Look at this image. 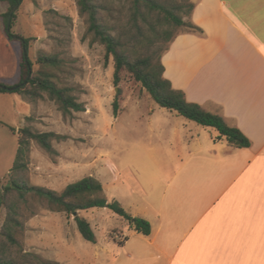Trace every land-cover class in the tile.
Segmentation results:
<instances>
[{"label":"crops","instance_id":"obj_1","mask_svg":"<svg viewBox=\"0 0 264 264\" xmlns=\"http://www.w3.org/2000/svg\"><path fill=\"white\" fill-rule=\"evenodd\" d=\"M191 21L203 34L177 36L162 60L164 77L188 102L238 128L251 146L216 141L215 130L156 106L137 122L140 133L126 122L122 140L140 150L136 166L110 163L108 178L100 166L93 176L110 201L150 222L151 234L121 222L108 242L115 248L97 244L93 260L101 258L99 264H264V0H196ZM20 58L0 18V82H18ZM31 112L20 95L0 93L5 154L10 145L6 172ZM134 129V140L128 139ZM139 163L153 170L146 175L150 186L140 179ZM123 172L134 180H122Z\"/></svg>","mask_w":264,"mask_h":264},{"label":"rangeland","instance_id":"obj_2","mask_svg":"<svg viewBox=\"0 0 264 264\" xmlns=\"http://www.w3.org/2000/svg\"><path fill=\"white\" fill-rule=\"evenodd\" d=\"M76 1L23 0L18 10V23L13 28L15 36L20 35L32 39L29 56L34 62V71L38 70L36 61L40 51L61 54V57L72 63L74 76L68 80L77 88L76 95L79 101L86 106V112L76 113L72 119H64L57 106L45 99L39 102L37 108L34 110L32 108V112L19 129L29 127L36 132H52L66 137V140L53 142L55 155L46 153L37 142L32 141L26 168L21 173L23 183L28 186L43 187L57 192L64 191L69 184L85 177H92L98 171L99 166L100 173L105 174L107 178L110 163L117 165L120 169L136 166L135 161L140 158L141 153L135 147L127 148L128 142L122 140L126 137V134H122L125 132V124L133 122L137 126V122L145 121L149 111L155 106L159 111L164 110L153 102L142 84L137 82L130 73L124 72L121 83L118 86L115 85L114 58H106L104 46L92 45L89 39H84L86 26L79 16ZM178 1L185 5V10L196 2V0ZM122 3V1L115 2L114 9L117 10V5L121 7ZM8 7L10 9L8 2L0 0V12L6 11ZM121 9L123 12L127 10L119 8ZM50 10L70 18L72 25L69 26L70 22L60 17L48 15L47 12ZM118 16L121 17V14ZM118 16L113 17L116 23ZM184 31H186L184 28H179L177 33ZM11 43L16 50L20 48L21 51V44L18 40L14 39ZM116 98L119 104L117 116L114 114L113 106ZM137 127V132L140 133L141 125ZM134 131L135 133L127 135L128 139L134 140L136 129ZM113 137H116V143ZM9 150L10 145L7 147L6 154L4 153V139L0 135V186L2 190L3 185L7 184L9 172H6V169L11 165ZM139 165L141 167L140 179L148 185L146 175L152 174L153 170H148L140 163ZM119 175L122 180L128 179V182L129 178L131 181L134 180L128 172ZM155 185L161 188L160 184H154V187ZM101 210L92 209L79 213L81 217L89 221L94 229L96 244L82 237L74 215L51 212L38 204H35L32 209L35 213L33 216L30 211L25 210L24 215L31 217L26 221L25 232L20 241L26 253L36 256L31 259V264H42V261L57 264H99L101 258L97 262L93 260L97 244L106 242L112 250L114 246H110L108 242L115 240L123 224L121 223L123 221L111 211ZM4 216L5 210L2 209L0 226Z\"/></svg>","mask_w":264,"mask_h":264},{"label":"trees","instance_id":"obj_3","mask_svg":"<svg viewBox=\"0 0 264 264\" xmlns=\"http://www.w3.org/2000/svg\"><path fill=\"white\" fill-rule=\"evenodd\" d=\"M1 1L10 4L9 11L0 18L8 38L12 41L15 36L13 28L18 21V10L23 0ZM117 1L123 3L121 7L117 5L115 10L114 3ZM76 3L79 16L86 26L84 39H89L92 45L104 46L106 58H114L116 86L121 83L122 74L128 72L142 84L157 106L201 127L215 130L218 133L216 141L226 139L239 148L251 146V141L238 128L230 126L221 115L208 112L199 104L188 102L185 93L174 89L171 82L164 77L162 58L177 36L182 33L203 34L191 21L195 2L187 10L178 0H77ZM119 8L127 10L123 12ZM47 13L66 21L70 19L54 10ZM115 15L118 16L117 23L113 21ZM185 18L188 20H184ZM71 25L70 22L69 26ZM179 28L186 31L177 33ZM17 37L16 40L21 44L18 82L14 85L0 82V93L20 95L33 110L39 102L48 99L57 106L64 119H72L76 113L86 112L85 104L76 95L77 88L68 80L74 76L72 63L61 57V54L40 51L36 61L38 70L34 71V62L29 56L32 39L20 35ZM113 106L117 116V98ZM18 133L19 149L14 165L8 175L7 184L3 185L4 189L0 186V212L5 210L0 226V264H31V259L36 258L24 251L20 241L25 232L26 221L31 217H26L24 211L28 210L32 216L35 215L32 211L35 204L51 212L68 215L78 213L75 221L79 232L91 243H96V234L89 221L79 213L92 209H107L136 232L145 236L151 234L150 222L132 216L119 202L110 201L103 184L94 176L69 184L62 192L23 183L21 173L27 165L31 142H37L46 153L55 155L53 142L66 140V137L52 132H36L29 127L19 130ZM42 264L57 263L42 261Z\"/></svg>","mask_w":264,"mask_h":264},{"label":"water","instance_id":"obj_4","mask_svg":"<svg viewBox=\"0 0 264 264\" xmlns=\"http://www.w3.org/2000/svg\"><path fill=\"white\" fill-rule=\"evenodd\" d=\"M8 31H10V29H9V28H8ZM13 38H14V39H18V37H17V36H13ZM73 215H74V216H77V215H78V213H74Z\"/></svg>","mask_w":264,"mask_h":264}]
</instances>
